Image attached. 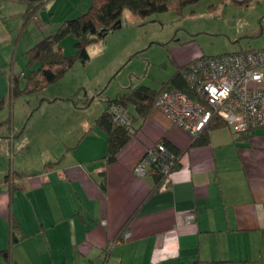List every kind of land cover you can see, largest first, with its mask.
Instances as JSON below:
<instances>
[{
  "label": "crops",
  "instance_id": "1",
  "mask_svg": "<svg viewBox=\"0 0 264 264\" xmlns=\"http://www.w3.org/2000/svg\"><path fill=\"white\" fill-rule=\"evenodd\" d=\"M25 1L0 0V37L35 17L25 23ZM178 48L176 68L194 58L192 48ZM95 118L45 145L40 167L1 166L0 264H264V126L245 134L214 128L206 145L190 147L191 135L157 114L137 119L139 130L107 163ZM160 138L183 154L165 188L149 193L153 176L134 167ZM12 225L20 235L13 243ZM122 231L130 237L116 240Z\"/></svg>",
  "mask_w": 264,
  "mask_h": 264
},
{
  "label": "rangeland",
  "instance_id": "2",
  "mask_svg": "<svg viewBox=\"0 0 264 264\" xmlns=\"http://www.w3.org/2000/svg\"><path fill=\"white\" fill-rule=\"evenodd\" d=\"M45 2L25 25L17 14L8 16L21 21L0 37V58L5 60L0 72V168L12 161L27 169L40 167L47 161L44 146L68 136L76 121L94 119L125 90L158 88L176 70L171 57H177L178 47L192 48L194 57L264 48V0H199L181 7L172 2L167 11L144 18L124 10L119 28L87 46L85 64L76 60L55 83L9 100L7 76L26 68V49L89 5V0ZM2 10L9 11L7 6ZM61 45L65 55L74 53L72 36H65Z\"/></svg>",
  "mask_w": 264,
  "mask_h": 264
},
{
  "label": "trees",
  "instance_id": "3",
  "mask_svg": "<svg viewBox=\"0 0 264 264\" xmlns=\"http://www.w3.org/2000/svg\"><path fill=\"white\" fill-rule=\"evenodd\" d=\"M198 1L199 0H89V5L85 12L61 21L52 32L39 38L32 46L26 49V68L18 74H10L7 76L8 99L13 100L20 95L40 91L45 86L55 83L73 66L76 60L85 64L89 58L87 46L95 40L103 38L112 30L119 28L121 15L124 10H128L132 14L144 18L155 13L167 11L172 2H176L177 6L181 7ZM231 1L235 3H244L248 0ZM25 2L27 5V10L24 13L26 16V23L29 18L36 16L45 0H26ZM67 35L72 36L74 48V53L69 55L63 53L61 45L63 38ZM194 59L195 58H192L177 67L170 77L162 82L158 88L154 89L145 85H139L135 88L125 90L107 101L106 106L94 121L95 125L107 136V147L105 155L103 156L105 162L111 163L115 161L118 151L127 143L129 138L135 135L139 130L140 127L135 126L137 119L143 121L147 117L157 114L163 116L156 106V99L162 91L174 87L188 93V95L194 97L195 100H199V98L193 96L194 94L185 81V71L188 63ZM33 65H36V67L33 68ZM1 102L2 99H0V106ZM113 105L120 106L125 112L130 123L129 128L121 126L113 120L109 113V109ZM129 107L132 108L135 114L129 112ZM164 117L166 118L165 115ZM5 123L10 126L11 119L7 118ZM224 126H227V124L220 117L213 116L198 135L193 138L189 146L206 145L208 143L209 131ZM251 131L241 133L245 134ZM158 142H162L165 153L160 154L155 151L149 153V149L154 148ZM151 148L143 155V157L150 156V163L148 166V171L150 173L148 174L153 176V187L150 189L149 193L157 191L163 182L167 183L170 173L180 166V157L183 154L182 150L171 146L164 138H160ZM55 164V162H46L44 167H53ZM162 166H166L167 171H164ZM131 217H129L126 222H128ZM12 226L11 243L16 242L20 238L19 232L15 231L14 226ZM123 233L124 231L121 232L116 240H124ZM8 251L9 247L5 248L3 251L6 258L9 254ZM220 263V261L213 260H197L193 264Z\"/></svg>",
  "mask_w": 264,
  "mask_h": 264
},
{
  "label": "built area",
  "instance_id": "4",
  "mask_svg": "<svg viewBox=\"0 0 264 264\" xmlns=\"http://www.w3.org/2000/svg\"><path fill=\"white\" fill-rule=\"evenodd\" d=\"M194 58L186 68L185 81L199 100L177 88H168L156 99V106L163 115L192 138L213 116L220 117L237 133L264 126V48ZM109 113L116 123L129 128L130 123L120 106H111ZM154 151L165 153L162 142L149 149V153ZM149 161L150 156L142 157L134 173L137 176L150 173ZM162 169L167 171L166 166ZM165 186L163 182L160 188ZM194 217V213H188L186 223L192 222ZM129 237L130 233H123L124 239Z\"/></svg>",
  "mask_w": 264,
  "mask_h": 264
}]
</instances>
